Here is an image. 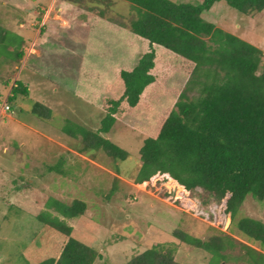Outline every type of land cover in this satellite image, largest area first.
I'll use <instances>...</instances> for the list:
<instances>
[{
	"label": "trees",
	"instance_id": "16d2710c",
	"mask_svg": "<svg viewBox=\"0 0 264 264\" xmlns=\"http://www.w3.org/2000/svg\"><path fill=\"white\" fill-rule=\"evenodd\" d=\"M129 1L137 11L129 26L108 17L100 2L87 7L93 16L76 95L106 116L96 131L77 125L65 132L81 140L82 150L103 149L114 160H125L130 153L102 133L119 121L130 122L145 136L136 184L168 186L166 196L186 210H194L196 200L206 208L218 205L228 229L236 224L264 248V222L237 218L249 195L264 202V51L203 16L220 1L253 16L264 10V0ZM27 43L0 24V65L23 60ZM180 79H188L185 88ZM194 88H199L195 97ZM29 95L18 80L8 101ZM52 111L40 101L32 107L44 120L52 119ZM48 208L39 216L43 227L24 252L25 262L95 264L102 254L76 239L68 222L85 214L87 203L53 198ZM174 235L211 253L209 264H229L223 262L230 258L231 239L203 240L181 229ZM174 250L153 246L127 264H183ZM239 258L264 264V251L249 248Z\"/></svg>",
	"mask_w": 264,
	"mask_h": 264
},
{
	"label": "rangeland",
	"instance_id": "374dc122",
	"mask_svg": "<svg viewBox=\"0 0 264 264\" xmlns=\"http://www.w3.org/2000/svg\"><path fill=\"white\" fill-rule=\"evenodd\" d=\"M77 1L74 5L68 0H0V24L28 41L23 60L0 65V109L4 111L0 116V264H27L24 252L39 239L43 227L39 216L51 211L48 202L53 198L68 204L76 199L87 203L86 213L68 222L76 239L102 254L95 264H127L153 246L175 249L176 260L183 264L212 261L208 251L177 238L176 229L203 240L231 239L234 246L226 251L230 258L223 263L247 264L238 257L249 248H264L236 224L231 230L212 225L166 196L168 186L134 182L145 136L130 122L119 121L109 133H102L130 153L125 160H114L103 149L82 150L81 140L65 132L77 125L96 131L106 116L104 109L76 95L78 66L93 16L87 7L100 2L108 17L128 26L137 17L129 0ZM178 1L198 4L204 0ZM203 16L264 51V10L248 16L220 1ZM59 52L65 73L56 71L60 68L52 61ZM18 80L31 83L33 92L10 103L8 92ZM180 80L185 88L188 79ZM198 93L199 88H194L190 96ZM6 101L11 110L5 109ZM36 101L51 107V120L32 112ZM246 216L264 222V202L249 195L237 218Z\"/></svg>",
	"mask_w": 264,
	"mask_h": 264
},
{
	"label": "built area",
	"instance_id": "2783aa9c",
	"mask_svg": "<svg viewBox=\"0 0 264 264\" xmlns=\"http://www.w3.org/2000/svg\"><path fill=\"white\" fill-rule=\"evenodd\" d=\"M6 110H11V106L9 104H5ZM194 213L197 217L201 218L203 221L208 222L212 225H216L217 227L224 228L227 223V215L226 213H219L218 205H211L209 208L204 209L200 203H197L194 209ZM223 220V226L219 225V222Z\"/></svg>",
	"mask_w": 264,
	"mask_h": 264
},
{
	"label": "crops",
	"instance_id": "0c3cea01",
	"mask_svg": "<svg viewBox=\"0 0 264 264\" xmlns=\"http://www.w3.org/2000/svg\"><path fill=\"white\" fill-rule=\"evenodd\" d=\"M84 53H85V51H84ZM62 54L59 52V53H57V54H55V56H52V61H53V63L55 64V65H57L60 69H56V71H62V72H66V69L65 68H62V66L64 67V65L62 64V62H61V56ZM83 57H84V55H83ZM82 64H83V59H82V61H81V64H79V66H78V72L77 73H81V67H82ZM75 68V67H74ZM75 71V70H74ZM23 73V72H22ZM22 73H21V75H22ZM31 83H28V87H29V91H30V95H31V93L33 92V89H32V86L30 85ZM14 85L15 84H13L12 86H11V90H10V92H8V96H7V100L9 99V97H10V95L12 94V89H13V87H14ZM29 95V96H30ZM7 102V101H6ZM41 102V101H40ZM2 111V112H1ZM4 113V111L3 110H1L0 109V116L2 115Z\"/></svg>",
	"mask_w": 264,
	"mask_h": 264
}]
</instances>
